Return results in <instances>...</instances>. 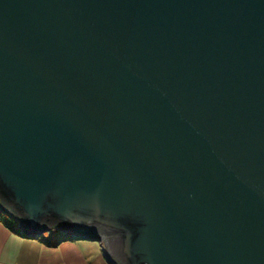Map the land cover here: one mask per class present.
Listing matches in <instances>:
<instances>
[{"label": "water", "instance_id": "1", "mask_svg": "<svg viewBox=\"0 0 264 264\" xmlns=\"http://www.w3.org/2000/svg\"><path fill=\"white\" fill-rule=\"evenodd\" d=\"M0 211L111 264H264V0H0Z\"/></svg>", "mask_w": 264, "mask_h": 264}, {"label": "crops", "instance_id": "2", "mask_svg": "<svg viewBox=\"0 0 264 264\" xmlns=\"http://www.w3.org/2000/svg\"><path fill=\"white\" fill-rule=\"evenodd\" d=\"M72 238V237H71ZM28 238L0 217V264H111L90 239Z\"/></svg>", "mask_w": 264, "mask_h": 264}, {"label": "trees", "instance_id": "3", "mask_svg": "<svg viewBox=\"0 0 264 264\" xmlns=\"http://www.w3.org/2000/svg\"><path fill=\"white\" fill-rule=\"evenodd\" d=\"M0 217L5 221V223H6V225L10 228V229H12L13 231L15 230V231H17V232H19V234H21L20 233V231H19V229H18V226H17V224H16V222H15V220H14V217H13V215L11 214V216H8V218H6L5 216H3L2 215V213H1V211H0ZM53 229H55L56 230V233H55V235L57 236V238H59V239H61V238H73L74 236L73 235H71V234H66V233H63V232H61V231H59L57 228H55V227H51V229H49V231H47L48 233H50L51 234V230H53ZM91 231V230H90ZM42 235V234H41ZM40 235V236H41ZM51 239V238H50ZM50 239H45V240H50Z\"/></svg>", "mask_w": 264, "mask_h": 264}, {"label": "rangeland", "instance_id": "4", "mask_svg": "<svg viewBox=\"0 0 264 264\" xmlns=\"http://www.w3.org/2000/svg\"><path fill=\"white\" fill-rule=\"evenodd\" d=\"M3 216H7L6 214H2ZM6 218H8V216L6 217ZM52 232H51V234L50 233H48V232H44L41 236H39L38 238L39 239H50V238H53L54 236H55V233H56V230L55 229H53V230H51ZM25 237V236H24ZM28 238H31V237H28ZM69 239H72V238H64V239H62L61 241H64V240H69ZM74 239H86V238H82V237H76V238H74ZM94 241V244L96 245V246H98V247H100V242L99 241H97V240H93ZM117 264V263H116Z\"/></svg>", "mask_w": 264, "mask_h": 264}, {"label": "built area", "instance_id": "5", "mask_svg": "<svg viewBox=\"0 0 264 264\" xmlns=\"http://www.w3.org/2000/svg\"><path fill=\"white\" fill-rule=\"evenodd\" d=\"M75 237V236H74Z\"/></svg>", "mask_w": 264, "mask_h": 264}]
</instances>
